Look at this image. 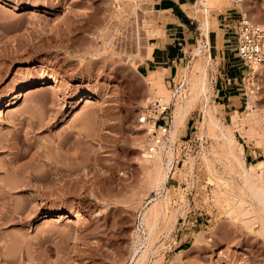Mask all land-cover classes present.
<instances>
[{"label":"rangeland","instance_id":"obj_1","mask_svg":"<svg viewBox=\"0 0 264 264\" xmlns=\"http://www.w3.org/2000/svg\"><path fill=\"white\" fill-rule=\"evenodd\" d=\"M114 2L0 0V102L10 99L0 115V255L9 257L0 256V264H131L135 248L147 243L142 216L156 195L166 197L165 209L141 264H264V162L250 166L264 160V75L255 74L248 88L244 77L254 63L241 60L235 39L221 46L199 37L211 56L208 105L232 128L244 162L231 159L219 128L207 127L198 97L157 193L136 144L143 138L146 146L139 116L156 94L146 81L153 69L138 66L152 13L146 0L135 8L122 0L117 10ZM208 6L209 18L226 12L231 26L248 18L264 44V0ZM197 41L187 50L190 67ZM228 64L242 71L228 88L229 103L216 91ZM53 75L59 87L48 89ZM163 78L172 111L188 84L177 92L180 74ZM21 86L23 94L13 97ZM252 88L256 113L247 120ZM88 92L95 98L86 101ZM236 111L245 128L232 123ZM233 195L241 199L237 210L225 202ZM70 209L88 221L67 222L61 212Z\"/></svg>","mask_w":264,"mask_h":264},{"label":"bare ground","instance_id":"obj_2","mask_svg":"<svg viewBox=\"0 0 264 264\" xmlns=\"http://www.w3.org/2000/svg\"><path fill=\"white\" fill-rule=\"evenodd\" d=\"M114 1L116 2V4H114L116 5L114 6L116 10L119 8L121 9L122 0H114ZM139 1L140 0H128L129 4L133 6V8L139 5ZM216 1L215 0H197V3L193 7L194 8L193 11L189 10V13L194 14L195 16H198L200 18L201 31L203 34H205L204 36H209V14H208V9H207L209 7L208 4H212L213 2H216ZM32 6H34V4H32ZM114 7L112 6V8ZM137 31H138V36H139L138 28H137ZM146 31H147L146 36H149V37L155 33L150 28H148ZM198 40L199 41L197 42V44L194 46L193 50L191 51V56L193 57H192V60L191 59L190 60L194 61L195 63L192 64L190 67V62L188 60L186 64H184L182 67H180L177 70V73L180 74L181 76V81L177 84L175 89L177 90V92H179L185 83L188 84L189 89H188L187 94L182 95V98L180 100L173 101L172 103L171 122H170V126L168 128V132L165 138L153 150H149L147 146L144 145L143 138L138 139L136 142V144L140 148V164H142L141 166L144 170L146 178L148 179V182L156 188L157 193L159 192L161 187L164 185V182L166 181L168 177V172L171 167L170 165L172 163V159L174 156V143H175V140L177 139L178 132L180 131V128L184 125L185 119L190 109L192 108L193 101L197 99L198 97L202 96L203 100L206 102L204 113H203V118L206 119L207 127L209 129H213L215 127L219 128V132L223 136L224 141L226 142L227 151L230 154L231 159H234L236 161V164L240 166L244 162V160L241 158V154H243L242 144L236 141L234 137V133L231 130L232 128L228 127L227 125H223L218 120V117L214 115L213 109H215V106L208 105L209 103L208 100L210 99V93L212 91L211 85L209 84V81H208L209 79H208V66H207L209 65L207 63L208 62L207 60H209L208 58H211L210 49H207V48L205 49V45L203 44L202 39H198ZM262 49L264 50V44H262ZM144 50H145V53L143 55L141 54V56L151 57L152 43L149 39L147 40V43L145 44ZM164 71L165 70L163 67L161 68L156 67V69H153V71L148 75V77L146 78V81L149 83L150 89L156 93L154 94V96L159 95L168 100L170 95H169V89L165 85L164 78H163ZM255 74L264 75V63L263 62L253 64V68L245 74L244 80L246 84L248 85V88L250 84L253 85V83L254 84L257 83L253 79ZM49 78L51 79V82H50V85L47 86V88L48 89L58 88L59 79L55 75ZM46 82H47L46 79H42L41 81L38 82V84L44 85L46 84ZM32 85L34 86L33 81L30 82L29 86H32ZM23 87L24 86H21L19 89H17L14 92L13 97L23 94ZM253 91L254 89L252 88L250 90L251 94L249 95L250 97L247 102L246 109L244 111L242 110L244 113V117L247 120L251 119L252 116L256 113V110L254 109V104H255V100L257 99L256 98L257 94H255L257 92L254 93ZM83 95H84L83 98H85L86 101H89L91 99H94L96 94L88 92V93H84ZM154 96L150 93V95L146 97V100L148 99L151 100V98H153ZM9 104H10L9 98H6L4 101L0 102V115L2 114V109L9 106ZM140 118L143 119V116H140ZM232 118H233L232 123H234L235 126H239L240 128H245L243 126L245 123V120H243L240 117L237 111L233 114ZM138 128H143L144 134L146 135L147 131L151 129V124L145 121L141 123V125ZM243 133L244 135L247 136V138H249L253 132L251 129L247 128L243 131ZM145 141H147V139ZM263 162H264L263 159H257L255 162L250 163V166H261ZM223 183L225 187V185H227V182L223 181ZM224 192H227V191H223V193ZM262 192L264 193V189H262ZM234 196L235 195L231 196L230 198L229 196H227L231 202L229 200L225 202H228V204L232 203L230 206L227 205L226 203V205L230 207L228 209L237 210L240 206H242L241 199L239 198V196L238 197L236 196L234 197ZM165 200H166L165 196L162 198H159V196L156 195L150 199L151 204L144 210L142 220L145 225L144 230L145 232H147V237H146L147 243H145V247L143 249H139L138 247L135 248L134 255L132 256L131 264H141L143 258L146 256L149 245L151 244L153 240V238L151 239V236L153 237V234H152L154 231L153 228L156 225L160 215L164 212ZM61 214H62L61 215L62 218L67 219L66 220L67 222L74 221L76 224H84L88 221L87 217L83 215L77 209H70L66 212H61ZM261 222L264 225V220H262ZM2 256H1L2 260L9 261L8 256H7L8 258H5L6 255L4 257Z\"/></svg>","mask_w":264,"mask_h":264},{"label":"crops","instance_id":"obj_3","mask_svg":"<svg viewBox=\"0 0 264 264\" xmlns=\"http://www.w3.org/2000/svg\"><path fill=\"white\" fill-rule=\"evenodd\" d=\"M145 3L152 13L154 26L150 28L155 33L149 37L152 43L151 57L144 56L138 66L146 73L156 67H163L165 78H174L177 70L185 64L190 45L199 37L204 38L200 18L189 13V10L193 11L197 0H146ZM226 14L218 12L216 16L209 18V42L226 46L229 45L226 42L234 37L231 34L235 30L231 26L234 21ZM232 65L228 64L222 69L219 74L221 85L216 87L219 97L228 103L233 96L228 88L236 83L242 72L240 67Z\"/></svg>","mask_w":264,"mask_h":264},{"label":"built area","instance_id":"obj_4","mask_svg":"<svg viewBox=\"0 0 264 264\" xmlns=\"http://www.w3.org/2000/svg\"><path fill=\"white\" fill-rule=\"evenodd\" d=\"M234 28L233 38L237 43L235 49L241 60L245 63H264L261 31L246 17L235 23ZM140 116H143V119L140 118L142 122L147 121L151 124V129L146 136V146L149 150H153L168 132L171 122V102L162 96H155L144 107L143 114Z\"/></svg>","mask_w":264,"mask_h":264}]
</instances>
